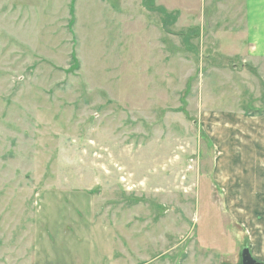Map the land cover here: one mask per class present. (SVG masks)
<instances>
[{
    "label": "rangeland",
    "instance_id": "1",
    "mask_svg": "<svg viewBox=\"0 0 264 264\" xmlns=\"http://www.w3.org/2000/svg\"><path fill=\"white\" fill-rule=\"evenodd\" d=\"M216 6L0 0V264L264 260L238 211L264 156L235 129L264 112V68L207 40L221 11L236 27Z\"/></svg>",
    "mask_w": 264,
    "mask_h": 264
},
{
    "label": "crops",
    "instance_id": "2",
    "mask_svg": "<svg viewBox=\"0 0 264 264\" xmlns=\"http://www.w3.org/2000/svg\"><path fill=\"white\" fill-rule=\"evenodd\" d=\"M212 1L213 4L215 5L217 4L216 7L219 9L233 8L232 12L235 9V13L232 16V22L236 23V27L224 26L223 28H220V25H217L219 24V21L223 23L230 19L228 15H225V13L221 11L220 18L216 22L212 21L211 25L209 23L208 31L210 32V34H212V36H210L209 34L207 40H222L223 38H220L219 34H217V31L222 29L223 32L221 33L225 36L224 39L230 41L231 46L229 48L230 49L229 54L233 53L231 55L237 57L239 56V53H241L242 56L240 57L242 58V61H244V64L247 62H253V65H255V67H259L260 70L263 69L264 68V0H232V8L231 6L222 4V2H219L218 0H212ZM161 9L164 10V8ZM152 11L153 9L147 12L152 14ZM176 17H180V14L179 16ZM170 20H169L170 22L169 25L173 27L175 23L174 22L171 23ZM150 23H152V16L148 15V18L146 17L147 29L149 31H151L150 29H154L155 31H157V28H155L154 26H149ZM161 26L163 30L167 29L166 28L167 24L162 23ZM196 30H199L197 26L194 28L195 33L197 32ZM166 32L167 34L169 33V31ZM198 32H199L198 34L199 36L198 35L197 36L199 38L202 32L200 33V30ZM164 33L161 31L160 35L162 36V34ZM188 35L190 36L191 32H189ZM197 36L195 35L193 36V38L197 39ZM193 38L190 37V39ZM230 39L236 41V48H232L233 41ZM212 113L215 114V116L217 117H221L219 114L233 115L230 112H221L219 114L216 112H209V113L205 112L204 115H206L205 117L211 118ZM263 113L264 112L260 113L259 116H256L257 118L241 117L240 118L241 122L239 124L236 123V127H235V129L239 128V130L241 131L240 134L236 135V140H238L239 142L243 140L248 141V144H246L248 147L246 152L252 151V148L257 147L261 149V152H263L262 156H264V114ZM213 141L214 139H212V142ZM222 154H225V156H227V153L225 152L224 149L222 150V148L221 149L217 148V156L222 157L223 156ZM232 159L235 165H239L238 162L242 160L240 156H238L237 154ZM246 160L249 162L248 158H246ZM238 180H240L239 183L241 184H247L246 186L247 197L242 199L240 198L239 200L244 202L245 200L247 202L249 201L248 203L245 202L246 204L243 203L244 206H240L238 208V211L240 212L242 210V212H245L247 210L249 213H252L251 215L256 217L257 229H260V227H262V230H260V234L257 237L256 242L258 245V251L264 257V176H261L260 178H256V179L248 178L246 183L245 182L242 183L241 179ZM229 198L230 196H228V199ZM108 256L109 257L107 261L109 264H118V261L112 258L114 256H112L111 254ZM257 261L264 263L263 259H259ZM99 263L101 264V262Z\"/></svg>",
    "mask_w": 264,
    "mask_h": 264
},
{
    "label": "water",
    "instance_id": "3",
    "mask_svg": "<svg viewBox=\"0 0 264 264\" xmlns=\"http://www.w3.org/2000/svg\"><path fill=\"white\" fill-rule=\"evenodd\" d=\"M242 264H261L257 262L251 255L250 249L247 248L242 253Z\"/></svg>",
    "mask_w": 264,
    "mask_h": 264
},
{
    "label": "trees",
    "instance_id": "4",
    "mask_svg": "<svg viewBox=\"0 0 264 264\" xmlns=\"http://www.w3.org/2000/svg\"><path fill=\"white\" fill-rule=\"evenodd\" d=\"M162 10H163V9H162ZM161 13H163L164 15H166V14H167L165 10H163ZM180 111H181V110H180Z\"/></svg>",
    "mask_w": 264,
    "mask_h": 264
}]
</instances>
